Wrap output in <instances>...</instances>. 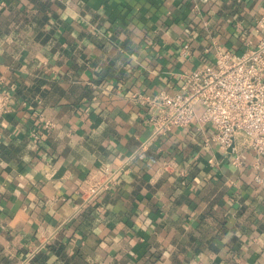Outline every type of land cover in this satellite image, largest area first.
<instances>
[{
    "label": "crops",
    "instance_id": "crops-1",
    "mask_svg": "<svg viewBox=\"0 0 264 264\" xmlns=\"http://www.w3.org/2000/svg\"><path fill=\"white\" fill-rule=\"evenodd\" d=\"M262 20L264 0H0V264H264V156L239 136L234 164L200 106L153 138L131 98Z\"/></svg>",
    "mask_w": 264,
    "mask_h": 264
},
{
    "label": "built area",
    "instance_id": "built-area-1",
    "mask_svg": "<svg viewBox=\"0 0 264 264\" xmlns=\"http://www.w3.org/2000/svg\"><path fill=\"white\" fill-rule=\"evenodd\" d=\"M182 50L184 55H189L187 43ZM181 78L176 93L131 95L132 100L148 108L153 138L176 126L187 127L200 106L197 119L212 125L211 139L231 154L234 164L241 159L236 143L239 136L245 148L258 157L264 156V34L241 55L218 49L214 64L204 63L184 72ZM9 103V94L0 89V116ZM107 183L90 187L88 199L106 188Z\"/></svg>",
    "mask_w": 264,
    "mask_h": 264
}]
</instances>
